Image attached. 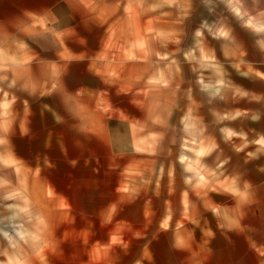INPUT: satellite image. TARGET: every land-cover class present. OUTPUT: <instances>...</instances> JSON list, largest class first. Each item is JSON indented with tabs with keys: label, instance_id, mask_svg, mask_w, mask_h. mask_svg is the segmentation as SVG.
I'll return each mask as SVG.
<instances>
[{
	"label": "clouds",
	"instance_id": "9594fccd",
	"mask_svg": "<svg viewBox=\"0 0 264 264\" xmlns=\"http://www.w3.org/2000/svg\"><path fill=\"white\" fill-rule=\"evenodd\" d=\"M0 264H264V0H0Z\"/></svg>",
	"mask_w": 264,
	"mask_h": 264
},
{
	"label": "rangeland",
	"instance_id": "374dc122",
	"mask_svg": "<svg viewBox=\"0 0 264 264\" xmlns=\"http://www.w3.org/2000/svg\"><path fill=\"white\" fill-rule=\"evenodd\" d=\"M245 83H247V82H245Z\"/></svg>",
	"mask_w": 264,
	"mask_h": 264
}]
</instances>
